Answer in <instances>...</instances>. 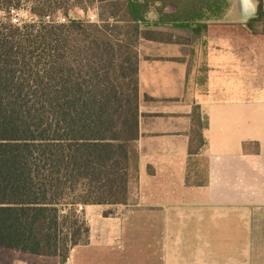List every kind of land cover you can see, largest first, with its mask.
Instances as JSON below:
<instances>
[{"label": "trees", "instance_id": "obj_1", "mask_svg": "<svg viewBox=\"0 0 264 264\" xmlns=\"http://www.w3.org/2000/svg\"><path fill=\"white\" fill-rule=\"evenodd\" d=\"M75 8L96 9L99 23L46 20ZM23 9L34 19L15 22ZM232 14L233 0H0V264H68L90 242L78 208L128 204L140 177V40L220 36L248 52L264 7L245 24Z\"/></svg>", "mask_w": 264, "mask_h": 264}, {"label": "crops", "instance_id": "obj_2", "mask_svg": "<svg viewBox=\"0 0 264 264\" xmlns=\"http://www.w3.org/2000/svg\"><path fill=\"white\" fill-rule=\"evenodd\" d=\"M138 51L140 177L127 205L83 207L68 264H264V36Z\"/></svg>", "mask_w": 264, "mask_h": 264}, {"label": "rangeland", "instance_id": "obj_3", "mask_svg": "<svg viewBox=\"0 0 264 264\" xmlns=\"http://www.w3.org/2000/svg\"><path fill=\"white\" fill-rule=\"evenodd\" d=\"M249 2L251 1L252 4H246L245 0H233V14L231 15V19L232 20H236V21H240L241 19V12L243 10L244 13L249 14L250 12L253 11V8H257L260 5V8L262 9L264 7V0H248ZM96 12H98L96 9H91L88 13L83 12V10L79 9V8H75L72 9L71 11V17H66L63 14H59L57 17H66L68 19V21H70L72 18L75 19H80V20H84V21H89L91 16L97 15ZM34 17L25 9L19 11V12H15V14H13V20H17L15 22H21V23H25V22H29L31 20H33ZM37 20V19H35ZM83 209L78 208V212L79 214H81L82 218L87 222V220L90 222V219L88 217H84L83 216ZM101 210V209H100ZM105 210V214L108 213L109 211L111 212V214H109L108 216H114L115 215V211L116 209H107L104 208ZM117 211V210H116ZM91 216L93 215V213L90 214ZM88 224V223H87ZM89 226V225H88ZM261 241H264V238L261 239ZM19 262H17V264H52V263H45L47 262V260H42V259H37V258H30L26 261H21V260H17Z\"/></svg>", "mask_w": 264, "mask_h": 264}, {"label": "built area", "instance_id": "obj_4", "mask_svg": "<svg viewBox=\"0 0 264 264\" xmlns=\"http://www.w3.org/2000/svg\"><path fill=\"white\" fill-rule=\"evenodd\" d=\"M47 21H51V20H54L56 23H61V24H66L68 23V19L66 17H56V18H47L46 19ZM14 21H17V20H14ZM89 22H92V23H99V19H98V16L97 15H94V16H91L90 17V20ZM80 209H83L82 206L79 207Z\"/></svg>", "mask_w": 264, "mask_h": 264}, {"label": "bare ground", "instance_id": "obj_5", "mask_svg": "<svg viewBox=\"0 0 264 264\" xmlns=\"http://www.w3.org/2000/svg\"><path fill=\"white\" fill-rule=\"evenodd\" d=\"M246 4H248V0H245Z\"/></svg>", "mask_w": 264, "mask_h": 264}]
</instances>
